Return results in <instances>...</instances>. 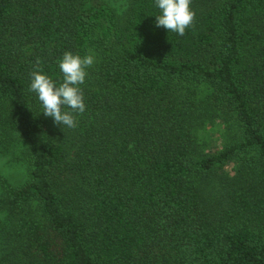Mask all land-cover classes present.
I'll return each instance as SVG.
<instances>
[{
  "label": "trees",
  "instance_id": "obj_1",
  "mask_svg": "<svg viewBox=\"0 0 264 264\" xmlns=\"http://www.w3.org/2000/svg\"><path fill=\"white\" fill-rule=\"evenodd\" d=\"M125 2L0 0V147L29 163L0 264H264V0H191L183 36ZM65 52L94 55L74 128L29 90Z\"/></svg>",
  "mask_w": 264,
  "mask_h": 264
},
{
  "label": "clouds",
  "instance_id": "obj_2",
  "mask_svg": "<svg viewBox=\"0 0 264 264\" xmlns=\"http://www.w3.org/2000/svg\"><path fill=\"white\" fill-rule=\"evenodd\" d=\"M190 5L191 0H154V7L159 10V14L154 15V27H163L168 32L183 36L195 19ZM93 63V54L81 57L65 52L58 62L62 74L59 85L40 70L30 74L29 90L35 93L41 113L51 118L54 124L62 128L76 126L75 116L86 108L80 86L85 83L87 69Z\"/></svg>",
  "mask_w": 264,
  "mask_h": 264
},
{
  "label": "rangeland",
  "instance_id": "obj_3",
  "mask_svg": "<svg viewBox=\"0 0 264 264\" xmlns=\"http://www.w3.org/2000/svg\"><path fill=\"white\" fill-rule=\"evenodd\" d=\"M115 6L120 13L126 9L127 0H105ZM219 147V143L214 144ZM27 146L17 138L14 143L6 144L0 147V194L2 192L1 179H5L13 187L24 186L29 180L28 174V158L26 157ZM230 176L235 175L234 165L226 167L225 170ZM0 219L4 220V216L0 214Z\"/></svg>",
  "mask_w": 264,
  "mask_h": 264
}]
</instances>
